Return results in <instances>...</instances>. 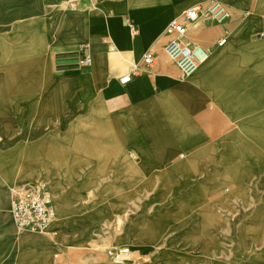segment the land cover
<instances>
[{
  "label": "crops",
  "instance_id": "0c3cea01",
  "mask_svg": "<svg viewBox=\"0 0 264 264\" xmlns=\"http://www.w3.org/2000/svg\"><path fill=\"white\" fill-rule=\"evenodd\" d=\"M22 1L30 9L39 7L44 15H51L52 6L65 0ZM93 4L87 0L73 4V10L87 14L81 26L93 31L89 41L49 42L38 20L32 24L17 21L16 37L6 33L0 37V62L45 60L49 55H55V61L94 55L97 61L95 67L85 63L80 69L62 70V74L36 70L28 75L31 79L42 78L30 81V87L34 85L30 99L44 89L49 96L58 89L79 95L75 103H64L62 99L60 104L30 101L16 105V113L22 115L19 122L27 120L43 130L30 143L29 161L39 169L53 161L52 169H64L67 178V170L73 169V183L65 184V190L71 185L78 201L91 207L88 195L95 191V181L101 179L97 169H212L213 164L223 169L225 159L246 157L229 149L230 142L238 137L233 133L237 124L228 114L226 95L243 92L238 83L230 85L228 77H254L255 68L249 63L264 42L242 31L258 30L256 23L217 27L220 41L227 40L222 47L200 40L210 58L197 73L185 78L164 53L169 40L166 28L178 18L173 6L159 3L160 11L145 19L144 11L139 15L111 10L105 14ZM141 23L147 33L145 40ZM188 39L193 42L190 34ZM31 46H40L44 52L37 51L32 57L28 54ZM148 51L156 54L152 66L143 61ZM69 54L73 57L57 58ZM125 69H135L128 84L121 83ZM70 71L74 73H67ZM3 111L2 105L1 116ZM255 170L242 169V173L254 174Z\"/></svg>",
  "mask_w": 264,
  "mask_h": 264
},
{
  "label": "bare ground",
  "instance_id": "6f19581e",
  "mask_svg": "<svg viewBox=\"0 0 264 264\" xmlns=\"http://www.w3.org/2000/svg\"><path fill=\"white\" fill-rule=\"evenodd\" d=\"M207 0H97L94 7L103 13H109L110 10L116 13L129 12L131 15H139L144 11L145 19L156 14L162 7L159 3H166L173 6L176 15L182 18L184 13L194 7H201L200 5L193 6L196 2H206ZM217 1V0H211ZM228 6H233L246 13H251L253 16H260L264 22V0H257L255 9L250 11V4L252 0H221ZM22 0H0V37L6 36L16 37V22L23 21L28 24L34 22L39 23L40 27H44L45 36L48 41H62L67 39L70 41H89L92 36V30L89 26H81L84 23L87 14L83 12H76L75 10H65L56 8L51 15H44L40 8L30 9L22 3ZM148 7V9H147ZM191 7V8H190ZM202 8V7H201ZM203 13L205 11L202 8ZM36 18V19H35ZM88 23V21H87ZM188 24L189 31L196 32L198 27L196 24ZM143 40L147 38V33L144 30V24L141 23ZM198 45V44H197ZM29 47V46H28ZM36 50V51H35ZM254 52L253 62L249 63L255 68L254 77L248 79L228 77V82L232 85L234 82L241 85L242 93L228 94L226 100L229 105L228 114L232 121L237 124L236 137L229 144V149L233 154H243L246 156L247 151L251 154L252 150L246 147L243 138L254 139L255 135L249 133V122L255 121L259 115L261 107L264 105V44L256 49ZM44 52L40 46H31L28 48V54L34 57L35 53ZM208 51V50H207ZM209 52V51H208ZM210 53V52H209ZM44 55V54H40ZM73 57L72 54L60 55L57 58ZM30 57V55L28 56ZM90 63L93 67L97 65L94 55L89 57ZM17 60H3L0 62L1 75L6 76L7 72H14ZM26 62V60L24 61ZM26 68L28 73H34L36 69L32 68L27 63ZM81 63L58 65L60 69H80ZM49 70V69H47ZM37 73V72H35ZM3 77V76H2ZM49 79H46L48 81ZM32 85V84H31ZM5 82H0V88L5 87ZM48 85H46L47 87ZM79 95L76 93H68L61 89L49 96L45 89L37 96L27 98L28 103H40V105L60 104L62 99L64 103H75ZM3 105L4 113L0 115V145L4 146L10 144L11 139L16 135L18 123H25L22 125L20 137H23L24 153L22 160L17 163L16 169L12 172V177L5 182L6 189L0 194V264H53L56 255L69 247L89 246L91 240L100 232V223L105 219H112L118 212H122L123 218L116 221V225L120 226L122 220H126L130 216L127 210L126 201L130 196L128 189L136 182H143L149 190L155 191L156 200H164L167 207H174L179 202V187L177 185V175H183L188 182L202 184L209 182L213 184L215 190H223L227 186H235L234 190H229V194L224 195L219 201L225 202L228 197L235 193L242 191L244 186V174L241 172L233 174L226 173L221 169V176H217V165L213 164L211 176L208 173H202L201 169H97L98 176L102 178L104 189L100 193V197H105L100 203V207H86L78 201L76 192L73 191L71 185L69 189L65 190V184L73 183L74 170L68 169L67 178L64 169H52L55 167V162L42 166L39 169L29 161L28 149L31 141L37 137L43 130L34 124L19 122L22 115L16 113V108L6 99V95L0 90V107ZM33 113V112H32ZM26 117L28 115L26 114ZM60 117V116H58ZM57 128H61L60 125ZM241 138V139H239ZM12 140V141H11ZM224 166V165H223ZM230 169H237V167L229 166ZM45 172V175L42 173ZM16 173V174H15ZM111 176V177H110ZM107 178L109 180H107ZM151 179V180H149ZM15 181L24 182L29 186L42 185L49 187L52 192L56 216L53 222L45 229L44 233H27L18 234L17 229L13 223L11 216V202L10 192ZM161 187L159 189V186ZM109 187H114L113 192L108 191ZM105 189L107 192L105 193ZM195 219H187L184 222H175L174 225L168 224L169 230H174L177 238L182 241L183 246L195 249L199 246V236L202 229L200 214L195 213ZM149 217H142L140 222L133 226V232L116 233L119 245L128 246L131 251L141 254L144 259V264H166L169 263L170 256L159 251L158 255L154 256L153 249L156 244L155 236L151 233L154 228L149 221ZM111 224H113L111 222ZM109 225V224H108ZM16 232H15V231ZM94 242V241H92ZM245 243L246 240H243ZM97 243V242H96ZM134 252V253H135ZM121 264H131L129 260Z\"/></svg>",
  "mask_w": 264,
  "mask_h": 264
},
{
  "label": "rangeland",
  "instance_id": "374dc122",
  "mask_svg": "<svg viewBox=\"0 0 264 264\" xmlns=\"http://www.w3.org/2000/svg\"><path fill=\"white\" fill-rule=\"evenodd\" d=\"M72 1L65 0L63 3H58L52 6V10L59 6L63 9L73 10ZM217 1L229 9L231 18L224 24L212 22L206 15V10L212 1L194 3L191 7L200 5L205 11V13H202L201 18L194 23L198 27L196 32L189 31L190 39L194 43L204 45V42H202L204 40L217 46L222 38V36H218L215 33L217 27L227 26L229 23H250L253 21L259 27L258 30L256 29L252 32L245 29L242 32L250 33L247 36L249 38L261 39L264 42V22L260 16L252 17L251 13L228 6L221 0ZM256 2L257 0L251 1L250 11L255 9ZM87 60L88 57L82 58L80 61L81 66H85V63L88 64ZM24 61H16L15 71L7 72L5 77H0V82L6 83V86L1 87L0 90L15 108L16 105L26 102L30 92L34 90V85L30 87V81L42 79H31L28 77L30 73L27 72L28 69L25 66L27 63L36 70L49 69L59 71L57 74H62L60 71L66 70L58 67L55 55H49L45 60L30 61L26 59V62ZM16 70L20 71V74H17ZM129 71V69H125L121 74L126 75ZM67 73H74V71ZM17 111L26 112V110ZM255 119V121L251 120L249 122L248 132L256 137L254 139L243 138L245 146L252 150L251 154L247 151L246 157L239 155V157L224 160L226 173L241 172V174H244L245 180H243L242 191L228 197L223 202L219 200L224 195L229 194V190H234L235 186L231 185L223 188V190H215L213 184L209 182L196 184L186 181L183 175H177V185L180 190L179 202L174 207H167L164 204V200H156L155 191L149 190L143 182H136L128 189L130 196L126 201V205L127 210L130 212L129 218L122 220L120 226L116 225V221L123 218L124 214L122 212H118L112 219H105L100 223L99 234L91 240L89 246L69 247L59 252L55 257L54 264H77L78 262L79 264H109L108 251L126 247V245L116 243L117 236L121 232H133V226L138 224L142 217H149V221L154 228L149 233L153 234L156 240L153 249L154 253H156L154 256L158 255L159 251L170 256L171 261L166 264H264V105ZM21 129L22 126L17 127L16 135L11 138L13 141L11 140L10 144L0 145V194L5 191V182L12 177V172L16 169L17 163L23 159L22 155L25 152V148L20 137ZM236 131L235 129L233 133ZM229 166H236L237 169H230ZM252 167L256 169L254 174L247 171L242 173V169H251ZM225 168H223L224 171ZM201 172L208 173L211 176V172L208 169H201ZM221 172V169H219L216 175L218 177L221 176ZM109 179L107 178V180ZM95 182V191H91V194L88 195V200L91 207H100V203L105 199V197H100L104 184L102 178ZM28 186L24 182L15 181L10 192V200H12L18 187ZM47 188L49 189V187ZM160 188H162L161 184ZM113 189L114 187H109L108 191L112 193ZM106 192L107 190L105 189ZM195 213L200 214V219L198 220L201 221L202 229L197 234L199 236V246L192 249L189 245L183 246L182 241L177 238L174 230H169L167 225H174L177 221L184 222L189 218L195 219L192 221L195 223L197 222L196 218L193 217ZM167 221L169 222L166 225ZM17 232L18 234H35L46 231L19 232L17 230ZM116 233L118 235H115ZM243 240H246V242L244 243ZM135 253L141 259V264H144L141 254Z\"/></svg>",
  "mask_w": 264,
  "mask_h": 264
},
{
  "label": "built area",
  "instance_id": "2783aa9c",
  "mask_svg": "<svg viewBox=\"0 0 264 264\" xmlns=\"http://www.w3.org/2000/svg\"><path fill=\"white\" fill-rule=\"evenodd\" d=\"M84 0H73L75 4ZM96 1V0H87ZM202 8L189 9L182 18H176L166 28L168 42L164 47L167 58L174 63L182 76H193L209 60L210 53L202 46L191 42L188 24L198 21L202 16ZM208 19L218 24H224L231 18L229 9L219 1H213L206 10ZM227 40L222 39L218 46L222 47ZM88 63L90 60L88 58ZM143 61L152 66L156 63L153 51L145 53ZM135 69L121 78L122 84L132 81ZM11 216L19 232H36L45 230L55 219L56 210L53 196L46 186H28L15 190L11 202ZM110 263L121 264L129 260L131 264H141V259L129 247L111 249L108 251Z\"/></svg>",
  "mask_w": 264,
  "mask_h": 264
},
{
  "label": "water",
  "instance_id": "95a60500",
  "mask_svg": "<svg viewBox=\"0 0 264 264\" xmlns=\"http://www.w3.org/2000/svg\"><path fill=\"white\" fill-rule=\"evenodd\" d=\"M80 58H70V59H60L56 61L57 65H68V64H75L80 63Z\"/></svg>",
  "mask_w": 264,
  "mask_h": 264
}]
</instances>
